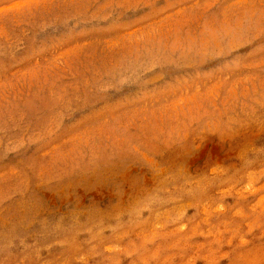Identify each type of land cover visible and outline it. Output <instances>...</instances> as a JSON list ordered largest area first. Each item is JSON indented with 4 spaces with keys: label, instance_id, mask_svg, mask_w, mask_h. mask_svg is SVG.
<instances>
[{
    "label": "rangeland",
    "instance_id": "obj_1",
    "mask_svg": "<svg viewBox=\"0 0 264 264\" xmlns=\"http://www.w3.org/2000/svg\"><path fill=\"white\" fill-rule=\"evenodd\" d=\"M0 264H264V0H0Z\"/></svg>",
    "mask_w": 264,
    "mask_h": 264
}]
</instances>
